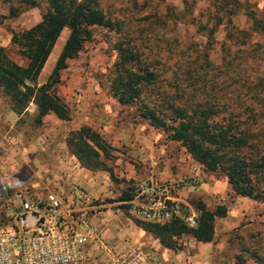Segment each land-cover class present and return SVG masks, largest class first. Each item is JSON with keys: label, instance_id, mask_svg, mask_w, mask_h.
Instances as JSON below:
<instances>
[{"label": "trees", "instance_id": "obj_1", "mask_svg": "<svg viewBox=\"0 0 264 264\" xmlns=\"http://www.w3.org/2000/svg\"><path fill=\"white\" fill-rule=\"evenodd\" d=\"M103 1L0 0V5L7 8L4 18L9 20L28 10L40 12V20L28 29L9 31L10 43L17 47L24 66L9 59L0 47V93L11 113L20 117L32 104L35 127L49 114L67 121L69 111L55 86L67 62L99 29L106 38L115 36L112 47L116 59L108 72L106 93L121 112L179 144L205 173L224 178L235 196L264 207V75L248 68L256 51L248 50L237 28L230 26L237 1L208 0L214 11L203 46L185 44L174 37L163 40L148 25L145 9L139 5L118 8L114 16L103 14ZM222 22L227 23L225 39L229 47L217 57L210 54L212 35ZM63 30H67V36L61 50L47 80L39 85L38 76ZM232 47L238 49L232 51ZM64 144L81 168L108 172L110 147L90 127L70 131ZM131 190L128 188L116 200L122 214L161 247L172 251L180 249L178 240L186 235L197 242L211 243L214 219L226 213L224 207L207 210L197 201L190 202L199 212L192 228L177 218L164 224L138 220L128 214ZM254 229L235 231L229 238L230 245L239 243L244 250V256L232 257L235 264L247 260L264 264V230Z\"/></svg>", "mask_w": 264, "mask_h": 264}, {"label": "rangeland", "instance_id": "obj_2", "mask_svg": "<svg viewBox=\"0 0 264 264\" xmlns=\"http://www.w3.org/2000/svg\"><path fill=\"white\" fill-rule=\"evenodd\" d=\"M236 1L238 6L236 14L230 20V26L237 28L241 36L240 40L248 50L256 51L247 65L248 68L253 73L259 71L264 75V4L260 0ZM133 4L145 9L144 16L147 18L148 25H151L150 27L163 40L174 37L182 43H197L201 46L208 40V31L212 26L210 16L214 11L208 0H104L101 3V9L104 11L103 14L107 12L114 16L116 9L130 7ZM6 9L5 5H0V47L4 49L9 59L24 66L25 61L19 57L17 47L10 43L9 31L28 29L40 20V12L38 9L28 10L16 19L9 20L4 18L7 13ZM226 24V22H222L212 35L214 43H212L210 54L217 57L226 52L229 47V42L225 39ZM66 36L67 30H63L38 76L39 85L47 80ZM114 37L112 35L111 38H106L102 35L101 30L95 29L91 40L84 44L83 49L75 58L67 62L66 68L60 73L55 91L66 105L69 119L72 122H61L56 120L54 115L49 114L43 118L46 120L40 126L35 127L32 124V119L35 116V107L32 104L28 106L25 114L17 117L11 113L8 102L0 93V119H20L17 125L14 123L8 133L21 134L27 138V141L21 140L20 137L18 141L15 140L17 146L22 147L23 144L30 142L35 148L43 146L47 149L39 150L40 153L28 158L30 164L24 168L29 172L24 170L18 174L20 177L16 181L18 189L32 188L37 193L43 194L47 184L63 178L62 167L69 165L66 162H71L63 143L67 134L76 128V124L91 127L110 147L112 159L106 162L109 170L108 172L103 171L107 178L106 181H108L107 190L101 193L100 197H95L97 201L94 203L101 205L98 209L99 214L105 212L116 214V211H119L123 216L116 200L128 188L132 189L130 195L133 198L136 187L141 184L138 178L146 176V167L149 166L150 159L145 156V153L140 154L139 157H131L126 152L129 147H137L140 151L143 148V144L139 143L141 139L155 141L168 154L169 151L173 153V156L167 154L168 157L162 158V162L167 166L171 164L174 166L173 168L180 166L182 170V168L187 169L190 165H194L193 167L199 169L198 172L202 171V168L179 144L172 146L166 137L156 138V135L160 133L165 136L161 131L160 133L153 131L144 123H135L129 120L121 112L116 101L107 95L108 72L116 59L112 47ZM236 49L238 48L232 47V51ZM76 119H79L78 122L73 121ZM164 165L162 164V166ZM128 166L131 167V171ZM199 177L202 184H207V209L213 210L217 206L227 208L224 217L214 219L213 238L210 243L213 251L211 261L213 264H235L232 257L240 254L244 256V250L239 243L230 245L229 238L235 231L249 228L264 230V207L247 198L232 194L225 179L216 174L202 171L199 172ZM149 182H154V180L142 181V184ZM213 185H216V192L210 194L209 188ZM198 190L191 188L186 200L201 202L200 196L195 192ZM137 202H141V200L136 199L135 203ZM216 203L218 205H215ZM129 205L131 208L135 207L134 204ZM181 213L184 216L188 215V211L185 209H181ZM96 217L98 219L99 215ZM116 217L118 219L114 221L115 226L110 230V236L119 239L116 241H127L124 233L127 226L130 225L129 219L126 216L121 218L119 214H116ZM91 221L96 227L95 218H92ZM110 236L107 234L105 238L110 240ZM247 241L251 242V239H247ZM188 254L187 251L186 256ZM245 264L256 263L247 260Z\"/></svg>", "mask_w": 264, "mask_h": 264}, {"label": "built area", "instance_id": "obj_3", "mask_svg": "<svg viewBox=\"0 0 264 264\" xmlns=\"http://www.w3.org/2000/svg\"><path fill=\"white\" fill-rule=\"evenodd\" d=\"M199 185L196 178L141 183L128 210L129 216L156 224L179 219L195 227L199 212L185 208L173 195ZM0 185V264H156L158 255L150 245L126 240L110 241L93 226L99 204L90 191L71 180L46 185L43 194L32 188L9 191ZM136 199L141 202L135 203ZM137 206V207H136ZM122 213V212H121Z\"/></svg>", "mask_w": 264, "mask_h": 264}, {"label": "crops", "instance_id": "obj_4", "mask_svg": "<svg viewBox=\"0 0 264 264\" xmlns=\"http://www.w3.org/2000/svg\"><path fill=\"white\" fill-rule=\"evenodd\" d=\"M18 120L20 119H0V184L7 183L8 187L11 188L9 190L10 192L12 190H18V187L16 185V181L20 179L18 174L21 171L27 170L24 168V166L26 165L29 166L30 161L28 158L33 157L37 153H40L39 150L42 151L47 150L43 148V146L40 148L38 147L35 148L34 145L30 142L23 144L22 147L17 146L16 142L18 141L19 137L21 140L27 141V138H24V136H22L21 134L18 135L17 133L16 134L8 133L9 130L12 129L14 123L15 125H17ZM44 120L46 119H42V122ZM70 120L71 119H68L67 122L68 121L72 122ZM78 120L79 119L73 121L78 122ZM76 125H77L76 128H74L72 131L78 130L82 126L79 124ZM150 129H153V131H157L160 133V131H158L157 129H154L152 127H150ZM151 135L153 134L151 133ZM156 136H157L156 138H163V137L165 138V136H163L161 133L157 134ZM151 138L153 137L151 136ZM15 140L17 141L14 142ZM139 143L143 144V148L140 151L138 150L137 147H129L126 149L127 150L126 152L127 154L129 153L131 157H135V156L139 157L140 154L145 153V156H147L150 159L149 166L146 167V172H147L146 176L145 177L142 176L138 178V181L140 183L146 180H150V181L154 180L159 183H162V182L175 181L181 178L184 179L196 178L199 182V185L197 188H195V190L197 189L199 190L195 192L200 196L202 205H204V207L207 209V184L205 183L202 184V182L199 179L200 178L199 172H202L203 169L202 171L198 172L199 169H197V167H193L194 165H190L187 169L182 168V170L180 166L177 168L176 167L173 168L174 166L172 164L167 166L166 163L162 162L163 160L162 158L168 157L169 154L173 156V153H170L169 151L168 154L166 151L162 149V147L158 146L157 142L155 141L151 142L148 141V139H141ZM169 144L173 146L174 144L177 143L169 141ZM68 156H69L68 157L69 161L71 162H66L69 165H65L64 168L62 167L63 178L59 180L62 179L71 180L75 182L77 185L81 187H85V189L90 191L94 197H100L101 193L106 192L108 181H106L107 178L103 174V171L91 172L85 170L79 166L76 159L72 155H70L69 152H68ZM175 157L176 156L174 155V159ZM162 164H165L166 166L165 165L162 166ZM128 169L130 170L131 167L128 166ZM27 172H29V170H27ZM215 189H216V185H213V187L211 186L209 188L210 194H212L214 191L216 192ZM190 190L191 188L187 190H181L173 195V199L177 201L181 209L193 208L191 203L186 200V196ZM215 205L218 204L216 203ZM116 214H119L121 218L124 216V215L122 216L119 211H116ZM116 214L105 212L99 214L98 219H95L94 223L96 224V227L101 232H103L104 236H106L107 234L110 236L111 233L110 230H112V228L115 226L114 221L115 219H118L116 217ZM129 223L130 225L127 226V228L125 229L124 237L127 239L129 243L144 247L150 245L152 248H154L158 255V261L156 264H213V262L211 261L213 257L212 255L213 251L211 250L210 243L207 244V243L197 242L191 236L186 235V236H182L178 240L180 249L176 251H172L161 247L157 242V240L153 239L149 234L135 227L130 220ZM109 239L110 241L119 240L112 236H110ZM187 251L189 254L186 256Z\"/></svg>", "mask_w": 264, "mask_h": 264}]
</instances>
